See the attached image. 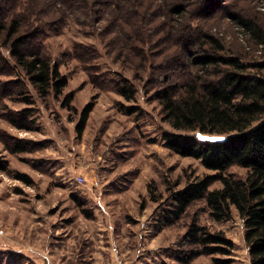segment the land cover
Returning <instances> with one entry per match:
<instances>
[{
    "label": "rangeland",
    "instance_id": "rangeland-1",
    "mask_svg": "<svg viewBox=\"0 0 264 264\" xmlns=\"http://www.w3.org/2000/svg\"><path fill=\"white\" fill-rule=\"evenodd\" d=\"M5 1L2 12L15 13L22 32L34 33L29 45L40 48L67 76L63 95L73 93L72 108L62 105L63 95L42 97L11 56L5 33L0 34V219L15 227L13 233L19 235L20 225L28 224L53 238L73 240L80 233L83 245L89 241L95 248H110L106 234L83 238L86 223L92 227L99 219L93 209L100 208L95 198H101L110 205L111 220H99L123 230L112 241L122 248L126 262L121 264H213L208 255L179 260L188 255L182 236L194 221L233 241L234 264H250L243 221L235 209L232 219L217 222L205 202L197 201L174 224L160 223L170 207L167 189H179L210 171L166 146L164 134L177 131L163 120L153 95L163 75L171 73V60L181 55L187 33L193 39L199 31L208 32L244 62H264V42L240 23L249 22L264 39V0ZM190 59V54L181 58ZM191 67L177 65L174 75ZM119 84L137 89L134 101L117 92ZM91 101L93 110L78 134L79 112ZM130 106L138 110L127 114L124 108ZM182 133L199 141L223 138ZM13 146L24 150L13 153L8 149ZM227 172L244 178L247 170L232 166ZM78 175L85 181L80 183ZM152 180L161 195L157 201L148 191ZM99 181L105 185L95 187ZM219 187L217 181L211 189ZM29 245L39 252L42 247ZM38 259L36 252L27 256L16 246L0 250V264H42Z\"/></svg>",
    "mask_w": 264,
    "mask_h": 264
},
{
    "label": "trees",
    "instance_id": "trees-1",
    "mask_svg": "<svg viewBox=\"0 0 264 264\" xmlns=\"http://www.w3.org/2000/svg\"><path fill=\"white\" fill-rule=\"evenodd\" d=\"M3 9L6 1L0 0V34L5 33V44H9L16 64L42 97L62 96L68 84L67 76L60 73L40 48L29 45L34 33H23L15 13L10 16ZM240 23L252 30L254 38L264 42L249 22ZM189 35L183 42L181 55L169 63L171 73L163 75V83L153 96L160 104L163 120L177 131L164 134L166 146L180 156L199 160L210 173L187 181L179 189H167L170 207L160 223L174 224L197 201L205 202L210 218L217 222L232 219L235 209L243 221L250 264H264V62H244L221 39L208 32L199 31L193 39ZM189 54L191 61L181 60ZM177 65L192 67L182 75H174ZM117 92L126 101H134L137 89L119 84ZM72 100L73 93L69 92L63 95L62 105L72 108ZM93 107L91 101L79 112L78 134L83 132ZM124 109L127 114L138 110L136 106ZM192 131L223 135V138L199 141L182 133ZM8 149L13 153L24 150L20 146ZM232 166L245 168V177L236 178L228 173ZM217 181L221 187L211 189ZM148 191L151 200L161 198L154 180L149 182ZM82 213L91 217L85 208ZM182 241L188 245V255L179 259L184 263L198 255L213 256V264L235 262V245L222 231H209L194 221L187 226Z\"/></svg>",
    "mask_w": 264,
    "mask_h": 264
},
{
    "label": "crops",
    "instance_id": "crops-1",
    "mask_svg": "<svg viewBox=\"0 0 264 264\" xmlns=\"http://www.w3.org/2000/svg\"><path fill=\"white\" fill-rule=\"evenodd\" d=\"M106 182H108V180ZM94 185L95 187H97V185L103 186L105 185V182L99 181V183L96 182ZM92 198L94 199V196ZM100 200L101 198H95V202L100 206V208L93 209L94 217L101 220L104 218L105 221L109 222L111 220V213L107 207L110 208V205H103ZM100 214H102L104 217ZM99 219L92 227L90 223H86V229L83 232V238H93L96 235L102 236L103 234H106V241L109 244L111 243L110 248L109 246L108 248L107 246L104 248L105 246L102 244L96 245V248H98L96 249L89 244V241L87 245H83L82 234L80 233H77L73 240L70 239V236L65 240L61 239L60 237H55V239L46 233L35 232L32 229H29L30 226L28 224L26 227H22L20 225V234H14L13 232H16L14 231L15 227L11 226V228L9 223L0 219V225L5 227V231H3L4 233L0 234V250H5L7 248L10 249V247L15 248L16 246V248L20 247V252L27 256H31V254L36 252L40 256V259L38 260H40L42 264H121V260L123 263H125L126 261H124L125 256H123L124 254L122 252V248L120 249L117 243L114 244L112 242L113 238L121 234L123 230H121V228L114 227L112 223L106 224ZM9 232H11V234H13L16 238L13 237ZM30 241L33 244L42 245V247L38 248L40 252L34 250L36 247H30Z\"/></svg>",
    "mask_w": 264,
    "mask_h": 264
},
{
    "label": "built area",
    "instance_id": "built-area-1",
    "mask_svg": "<svg viewBox=\"0 0 264 264\" xmlns=\"http://www.w3.org/2000/svg\"><path fill=\"white\" fill-rule=\"evenodd\" d=\"M77 180L82 183L85 181V178L82 175L77 176ZM3 232V229L0 228V234Z\"/></svg>",
    "mask_w": 264,
    "mask_h": 264
}]
</instances>
